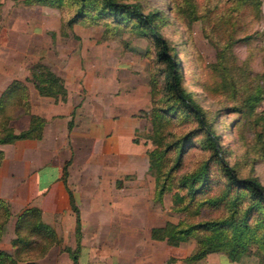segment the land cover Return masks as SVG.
Instances as JSON below:
<instances>
[{"label":"trees","instance_id":"trees-1","mask_svg":"<svg viewBox=\"0 0 264 264\" xmlns=\"http://www.w3.org/2000/svg\"><path fill=\"white\" fill-rule=\"evenodd\" d=\"M70 9L66 24L82 19H111L116 24L134 20L143 33L154 38V60L162 77L161 85L151 84L152 123L149 138L153 144L148 151V168L155 177V196L161 200L164 193L181 189L173 198L174 208L186 215L178 222L167 221L150 229V237L165 240L171 245L195 237L196 244L187 258L197 261L209 254L223 253L230 261L255 255L264 261V184L259 178L229 162L219 141L213 119L187 89L181 62L174 48L158 33L168 22V13L160 8L144 11L141 0H24ZM169 10L188 18L201 14L207 25V36L216 47V62L224 78L215 81V90L229 103L225 108L236 113L240 121L252 129V149L255 160L264 161V114L257 111L264 96V71L252 72L246 60L239 63L234 45L249 39L254 33L243 30L244 18L258 21L262 18L261 0H225L202 7L198 0H170ZM26 79L40 95L55 99L65 97L63 79L47 66L36 63ZM155 82V80H154ZM161 93L158 97L157 94ZM26 86L20 79L12 80L0 93V145L18 139H39L46 119L29 112ZM11 106V107H9ZM21 109L17 111L19 108ZM17 113H13L14 111ZM29 114L26 128L16 131L9 119ZM197 140V141H195ZM199 144L203 155L194 165H187L193 145ZM3 150L0 148V162ZM67 169L62 179L66 184ZM69 202L75 214L76 248L72 254L78 264L81 247V219L72 191L67 187ZM10 216V205L0 197V239ZM59 241L56 230L42 220L37 206L24 208L16 217L14 236L10 239L12 252L0 249V264H40L38 258Z\"/></svg>","mask_w":264,"mask_h":264},{"label":"rangeland","instance_id":"rangeland-1","mask_svg":"<svg viewBox=\"0 0 264 264\" xmlns=\"http://www.w3.org/2000/svg\"><path fill=\"white\" fill-rule=\"evenodd\" d=\"M141 1L144 11L160 8L168 13V22L158 28V33L174 48L181 62L184 84L195 92L196 99L208 112L209 118L213 119L229 162L236 165L242 175L254 174L264 184V161L254 159L251 126L240 121L236 113H230L225 108L229 102L221 92L215 90V81L223 79L224 72L216 62V47L206 35L207 25L202 15L188 18L171 11L170 0ZM198 1L202 12L203 5L206 7L217 1L224 3L225 0ZM70 13V9L64 7L29 4L24 0H0V93L12 80L20 79L26 86L29 112L43 116L46 121L53 109L68 113V128L74 123L81 127L88 126L90 120H93V125L96 121L110 119L123 123L126 148L132 146L135 152L128 154L125 160V165L131 166V169L111 179L117 180V186L112 188L110 181L114 192L125 196L120 204L139 211L142 226H161L167 221L186 219L185 213L176 210L173 204L174 196L182 193L181 189L174 188L164 193L161 200L156 199L155 177L148 168L146 158L153 147L149 138L152 129L149 117L152 107L151 84L159 87L162 81L154 60L153 36L133 26L134 20L116 24L111 19L86 18L68 26L66 20ZM243 20L245 25L237 35L246 32L253 34L254 31H258V34L234 45L237 61L241 63L246 60L252 72L264 71V18L253 21L246 17ZM36 63L47 66L63 79L64 99L40 95L33 83L26 79ZM159 95L161 93L156 97ZM18 108L17 111L21 109ZM257 111L264 114V96ZM26 117L29 118V114L9 119V124L16 129L21 118L24 120ZM105 136L109 139L111 132ZM191 151L193 154L185 162L189 166L203 155L199 144L193 145ZM84 155L83 152L79 154L81 157ZM69 163L70 160L66 162V169ZM79 171L75 168L72 177ZM102 177L99 178L102 180ZM76 179H79L78 176ZM107 189H104V193H111L109 186ZM140 240L167 243L151 238L150 232L146 231L140 235ZM81 241L82 230L79 256L84 251ZM195 242V237H190L173 246L190 254ZM217 256L232 264H264L255 255L243 256L235 263L223 253L211 254V257ZM42 257L38 258L39 263ZM112 261L117 264L115 257Z\"/></svg>","mask_w":264,"mask_h":264},{"label":"crops","instance_id":"crops-1","mask_svg":"<svg viewBox=\"0 0 264 264\" xmlns=\"http://www.w3.org/2000/svg\"><path fill=\"white\" fill-rule=\"evenodd\" d=\"M261 9L264 18V0H261ZM69 118L68 113L52 109L39 139H18L0 145L3 150L0 197L7 200L11 208L0 249L11 250L10 239L17 215L34 205L41 209L42 220L60 237L40 263L75 264L72 257L76 248L75 214L70 206L68 187L80 212L84 251L77 257L79 264H114V257L117 264H232L211 254L191 261L187 258L189 251L182 252L176 249L178 246L141 242L140 235L150 232L152 227L142 226L141 213L120 204L125 196L112 189L117 186V180L111 179L131 169L125 165V160L128 154L135 152L132 146L126 148L123 123L110 119L96 121L93 125L90 120L88 126L74 123L68 128ZM22 120L16 131L27 127L29 118ZM110 132L111 136L106 139L105 135ZM82 152L86 154L84 157L79 156ZM69 160L65 184L62 173ZM75 168L81 171L72 177ZM108 186L111 193H104Z\"/></svg>","mask_w":264,"mask_h":264}]
</instances>
